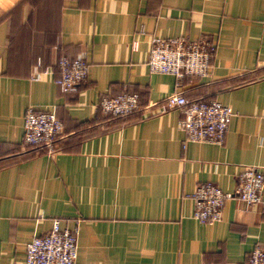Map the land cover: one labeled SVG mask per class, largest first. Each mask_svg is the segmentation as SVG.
Listing matches in <instances>:
<instances>
[{
    "label": "crops",
    "instance_id": "1",
    "mask_svg": "<svg viewBox=\"0 0 264 264\" xmlns=\"http://www.w3.org/2000/svg\"><path fill=\"white\" fill-rule=\"evenodd\" d=\"M154 37L209 40V76L148 73ZM60 56L87 64L74 91L54 82ZM175 91L231 108L222 144L184 142L177 109L111 119L97 106ZM28 106L61 123L49 155L23 142ZM247 165L264 177V0H0V264H23L54 219L76 228L74 264H242L264 248V183L261 202L231 197L207 224L191 193L231 192Z\"/></svg>",
    "mask_w": 264,
    "mask_h": 264
},
{
    "label": "built area",
    "instance_id": "2",
    "mask_svg": "<svg viewBox=\"0 0 264 264\" xmlns=\"http://www.w3.org/2000/svg\"><path fill=\"white\" fill-rule=\"evenodd\" d=\"M132 50L137 42L132 41ZM213 45L209 40L177 38H151L149 41L146 67L148 73L169 74L175 79L183 76L208 77L209 59ZM58 76L54 82L62 93L74 91L87 74V64L82 59L57 58ZM101 114L110 118L125 117L134 112L162 114L177 109L176 122L183 133L184 142H199L220 145L223 142L231 108L216 100L197 101L187 99L182 91L169 93L158 102L139 105L134 93H119L102 97L98 101ZM61 123L53 111L36 112L26 107L22 113L23 142L30 148H44L51 154L53 145L61 132ZM264 177L253 165L243 166L235 179L231 192H222L211 182L198 183L191 193V217L200 224L218 221L225 200L236 197L246 205L261 202ZM76 228H61L56 219L47 232L33 236L24 245L23 264H74ZM242 264H264V248L254 246Z\"/></svg>",
    "mask_w": 264,
    "mask_h": 264
},
{
    "label": "trees",
    "instance_id": "3",
    "mask_svg": "<svg viewBox=\"0 0 264 264\" xmlns=\"http://www.w3.org/2000/svg\"><path fill=\"white\" fill-rule=\"evenodd\" d=\"M57 60V59H56ZM55 66H56V64H55ZM192 77H195V76H192ZM191 100H197V101H206V99H201V98H193V99H191ZM208 100V99H207ZM108 117V116H107ZM108 118H110V117H108ZM117 118H120V117H117ZM112 119V118H111ZM114 119V118H113ZM54 151V145H53V150H52V152Z\"/></svg>",
    "mask_w": 264,
    "mask_h": 264
}]
</instances>
